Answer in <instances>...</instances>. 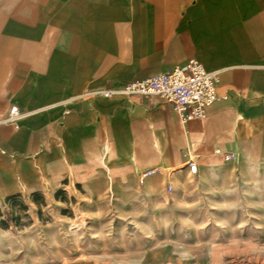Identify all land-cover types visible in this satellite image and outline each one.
<instances>
[{"label": "crops", "instance_id": "crops-1", "mask_svg": "<svg viewBox=\"0 0 264 264\" xmlns=\"http://www.w3.org/2000/svg\"><path fill=\"white\" fill-rule=\"evenodd\" d=\"M193 57L220 73L203 118L103 92ZM0 75V206L110 189L165 212L258 191L264 0H0Z\"/></svg>", "mask_w": 264, "mask_h": 264}, {"label": "rangeland", "instance_id": "rangeland-1", "mask_svg": "<svg viewBox=\"0 0 264 264\" xmlns=\"http://www.w3.org/2000/svg\"><path fill=\"white\" fill-rule=\"evenodd\" d=\"M259 184L242 204L165 212L110 189L13 199L0 206V264H264V169Z\"/></svg>", "mask_w": 264, "mask_h": 264}, {"label": "built area", "instance_id": "built-area-1", "mask_svg": "<svg viewBox=\"0 0 264 264\" xmlns=\"http://www.w3.org/2000/svg\"><path fill=\"white\" fill-rule=\"evenodd\" d=\"M219 71H208L195 57L185 64L177 65L173 69L158 73L154 76L121 83L104 90V94L124 93L126 95L157 96L169 103L183 121L200 119L206 115L207 108L218 99ZM17 106L11 108L10 119L21 115ZM230 158L237 154L229 153ZM191 173L197 172V164L189 163ZM159 172L151 169L144 176ZM172 189V185H169Z\"/></svg>", "mask_w": 264, "mask_h": 264}]
</instances>
